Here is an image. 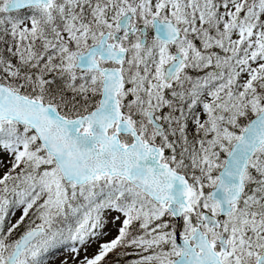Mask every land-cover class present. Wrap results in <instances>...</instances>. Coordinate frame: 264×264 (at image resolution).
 Here are the masks:
<instances>
[{"label":"snow or ice","instance_id":"1","mask_svg":"<svg viewBox=\"0 0 264 264\" xmlns=\"http://www.w3.org/2000/svg\"><path fill=\"white\" fill-rule=\"evenodd\" d=\"M59 249L264 264V0H0V264Z\"/></svg>","mask_w":264,"mask_h":264},{"label":"rangeland","instance_id":"2","mask_svg":"<svg viewBox=\"0 0 264 264\" xmlns=\"http://www.w3.org/2000/svg\"><path fill=\"white\" fill-rule=\"evenodd\" d=\"M20 213L17 212L16 215L12 218L13 222H15L16 219L19 218ZM111 238V237H109ZM94 251V248L90 249V252ZM66 255L63 249L57 250V253L55 256H49L46 264H59L60 260Z\"/></svg>","mask_w":264,"mask_h":264},{"label":"trees","instance_id":"3","mask_svg":"<svg viewBox=\"0 0 264 264\" xmlns=\"http://www.w3.org/2000/svg\"><path fill=\"white\" fill-rule=\"evenodd\" d=\"M26 223H27V221H26ZM20 230H22V231H23V226H22V228H21ZM22 231H21V232H22Z\"/></svg>","mask_w":264,"mask_h":264}]
</instances>
